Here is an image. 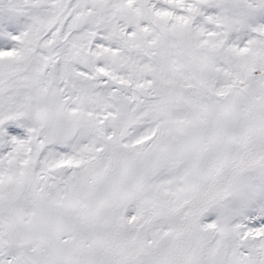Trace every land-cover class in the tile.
I'll use <instances>...</instances> for the list:
<instances>
[{
    "label": "snow or ice",
    "instance_id": "snow-or-ice-1",
    "mask_svg": "<svg viewBox=\"0 0 264 264\" xmlns=\"http://www.w3.org/2000/svg\"><path fill=\"white\" fill-rule=\"evenodd\" d=\"M0 264H264V0H0Z\"/></svg>",
    "mask_w": 264,
    "mask_h": 264
}]
</instances>
